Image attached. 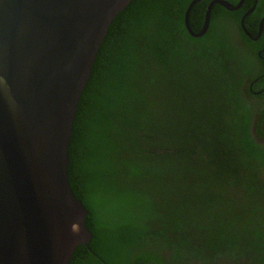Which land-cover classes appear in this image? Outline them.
<instances>
[{"label": "trees", "instance_id": "1", "mask_svg": "<svg viewBox=\"0 0 264 264\" xmlns=\"http://www.w3.org/2000/svg\"><path fill=\"white\" fill-rule=\"evenodd\" d=\"M191 1L131 0L108 28L69 141L91 239L68 264H264V98L247 89L264 42L240 25L254 0L214 5L201 38Z\"/></svg>", "mask_w": 264, "mask_h": 264}, {"label": "water", "instance_id": "2", "mask_svg": "<svg viewBox=\"0 0 264 264\" xmlns=\"http://www.w3.org/2000/svg\"><path fill=\"white\" fill-rule=\"evenodd\" d=\"M130 1L0 0V264H68L91 239L69 184L68 147L99 48ZM200 1L184 13L193 38L208 31L214 5L233 12L245 0L210 1L193 33Z\"/></svg>", "mask_w": 264, "mask_h": 264}, {"label": "flooded vegetation", "instance_id": "3", "mask_svg": "<svg viewBox=\"0 0 264 264\" xmlns=\"http://www.w3.org/2000/svg\"><path fill=\"white\" fill-rule=\"evenodd\" d=\"M244 4V3H243ZM253 5H254V3H253ZM253 5L252 6H250V8L247 10V11H249L252 7H253ZM258 5V1L256 0V6ZM256 6H255V9H254V11L253 12H255V10H256ZM246 11V12H247ZM253 12L251 13V14H249L248 16H255L254 18H256L257 17V15H258V19H255V20H257L256 22H254V23H250L249 22V25H250V29H251V27H253L255 24H258L259 23V27H258V31H257V33H256V36H251L249 33H248V31L247 32H244L243 30H242V32H244V34H249V35H247L248 37H249V39H250V41L252 42V43H255L256 45H258V44H261V43H259V42H264V37H263V34H264V27H263V23H264V11H262V13H258L257 15H254L253 14ZM242 29V28H241ZM259 30H261V33H260V35L258 36V32H259ZM246 48H247V50H248V48H251L250 46H246ZM252 49H254V48H252ZM256 50V51H255ZM254 50V52H251V54H253L254 55V58H253V60H254V62L255 63H257L258 65V67H260V65H262L263 66V70L261 71V76L260 77H258V78H255V79H252V80H247V89H249V91H250V93L253 95V96H255V97H257L255 100H257V101H261L263 98H264V45L263 46H261L260 48H258V50L257 49H255ZM258 58V59H257ZM261 62H260V61ZM261 80H263V81H261ZM246 90V89H245ZM259 96V97H258ZM262 109H264V103H263V107H262ZM258 143H261V142H264V139L262 138V139H260L259 141H257Z\"/></svg>", "mask_w": 264, "mask_h": 264}, {"label": "clouds", "instance_id": "4", "mask_svg": "<svg viewBox=\"0 0 264 264\" xmlns=\"http://www.w3.org/2000/svg\"><path fill=\"white\" fill-rule=\"evenodd\" d=\"M245 2V1H244ZM255 4V3H254ZM243 6V5H242ZM254 6V5H253ZM256 6V5H255ZM234 12V11H233ZM248 12V11H247ZM247 12H245L244 13V15L247 13ZM244 15L242 16V18L244 17ZM246 17H248V16H246ZM245 17V18H246ZM242 18H241V20H242ZM245 18H244V20H245ZM240 25H241V21H240ZM244 27V28H243ZM243 27H242V25H241V28H242V30L244 31V32H247L246 30V27H245V25H244V23H243ZM261 33V32H260ZM247 34V33H246ZM258 34H259V32H258ZM247 35H249V34H247Z\"/></svg>", "mask_w": 264, "mask_h": 264}]
</instances>
